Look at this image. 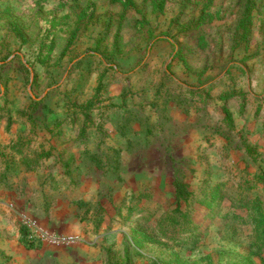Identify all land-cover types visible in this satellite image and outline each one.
<instances>
[{
  "label": "rangeland",
  "instance_id": "374dc122",
  "mask_svg": "<svg viewBox=\"0 0 264 264\" xmlns=\"http://www.w3.org/2000/svg\"><path fill=\"white\" fill-rule=\"evenodd\" d=\"M22 154L40 159L43 218L21 216L18 240L0 228V264H264L249 207L231 206L264 204V0H0L2 180ZM175 177L199 225L184 243L159 228Z\"/></svg>",
  "mask_w": 264,
  "mask_h": 264
},
{
  "label": "trees",
  "instance_id": "16d2710c",
  "mask_svg": "<svg viewBox=\"0 0 264 264\" xmlns=\"http://www.w3.org/2000/svg\"><path fill=\"white\" fill-rule=\"evenodd\" d=\"M150 2L154 12H161L164 8L165 0H147ZM112 4H118L123 7L125 12L130 11L134 7V0H110ZM250 16L248 11L245 12V17L240 22L237 27V33L242 38H245L248 34L247 24L250 23ZM29 68L33 69L34 66L29 64ZM19 147V145H18ZM14 148L19 149V148ZM247 153L251 154L253 149L251 147H246ZM18 152V151H17ZM21 160H24L23 154L21 155ZM260 176H255V185L259 183L258 179ZM264 178V176H262ZM223 184H218L211 191L210 201L206 204L207 209L215 201H221L220 197V187ZM173 188V205L175 206L171 210V215L165 219L159 220V228L163 238L171 240L174 243H184L190 240H194L197 237V229L199 225L194 222L192 215L188 211V201L191 197V192L189 191L188 186L183 183L179 178L175 177L172 182ZM238 204L235 205L233 202L231 206L236 207L239 205V208L243 205L249 207V210L252 214V226H253V238L250 241L251 248L254 249L256 253H262L264 251V204L259 199L258 196L247 197L243 200L241 197L238 199ZM206 203V202H205ZM231 228H234L237 224H241V216L235 212L231 213ZM30 233L27 230L21 231V241L27 248L39 247V241L37 242L34 237H30Z\"/></svg>",
  "mask_w": 264,
  "mask_h": 264
},
{
  "label": "crops",
  "instance_id": "0c3cea01",
  "mask_svg": "<svg viewBox=\"0 0 264 264\" xmlns=\"http://www.w3.org/2000/svg\"><path fill=\"white\" fill-rule=\"evenodd\" d=\"M24 157V160L26 161L21 160V156L18 157V161L24 165L13 160V162L15 161L19 164L16 165L15 162L14 164H11V168H9L10 170H7V167L5 166L4 172L9 171V173L12 174L11 181L7 182L0 178V188H12L9 189V195L6 198H0V207L5 211L3 213L4 216L3 214V217L0 216V228L4 229L5 227V229H7L5 230L7 234H9L10 230L13 233V236L11 237L13 240L18 238V233H14V227L21 216L26 215L31 218L33 217L38 221H41L43 218L39 203L40 197L37 195L43 193L47 186H41L42 182L37 178V175H32L35 174L33 170H36L39 166L37 162L40 161V159L38 155L35 157L26 155ZM13 162L11 161V163ZM27 177H29L28 180H26ZM2 234H4V232H2ZM4 241H6V239H4ZM13 242L14 241L7 240V247H13V245H15ZM14 248L15 250L17 249V247Z\"/></svg>",
  "mask_w": 264,
  "mask_h": 264
},
{
  "label": "built area",
  "instance_id": "2783aa9c",
  "mask_svg": "<svg viewBox=\"0 0 264 264\" xmlns=\"http://www.w3.org/2000/svg\"><path fill=\"white\" fill-rule=\"evenodd\" d=\"M25 225L30 226V223L27 222ZM77 240H78V237H75V236L59 235V236L51 237L50 243L54 246H63V245L74 244Z\"/></svg>",
  "mask_w": 264,
  "mask_h": 264
}]
</instances>
